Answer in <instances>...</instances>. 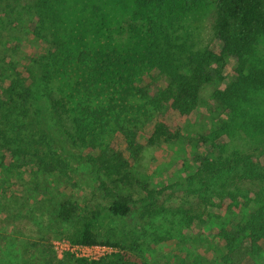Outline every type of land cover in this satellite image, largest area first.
Masks as SVG:
<instances>
[{
	"label": "trees",
	"instance_id": "obj_1",
	"mask_svg": "<svg viewBox=\"0 0 264 264\" xmlns=\"http://www.w3.org/2000/svg\"><path fill=\"white\" fill-rule=\"evenodd\" d=\"M122 1L0 0V160L18 169L22 163L32 166L35 178L60 177L67 164L59 150L81 149L111 200L107 210L119 219L137 211L143 219L174 211L192 225L229 201L227 216L215 217L220 222L215 250L222 264H251L247 259L263 264L264 165L255 156L228 159L223 146L213 148L199 160L183 195L174 185L153 188L135 167L145 147L186 138L185 120L213 84L220 85L214 91L217 107L243 134L264 139V106L258 102L264 64L254 59L264 36V0H132L126 37L116 42L108 24ZM203 1L215 8L217 43L195 48L183 23ZM26 24V34L45 47L33 56L12 45L23 39ZM229 61L233 76L226 83ZM153 72L158 83L146 84L145 76ZM118 135L124 151L114 146ZM194 140L210 142L201 134ZM56 212L72 244L100 243L94 231L99 207L83 215L75 201L66 200ZM104 242L124 249L114 239ZM122 259L118 253L73 264H121Z\"/></svg>",
	"mask_w": 264,
	"mask_h": 264
},
{
	"label": "rangeland",
	"instance_id": "obj_2",
	"mask_svg": "<svg viewBox=\"0 0 264 264\" xmlns=\"http://www.w3.org/2000/svg\"><path fill=\"white\" fill-rule=\"evenodd\" d=\"M131 1L123 0L117 4L111 15L108 26L116 42L126 37L131 23ZM215 20L212 5L206 1L198 4L183 23L188 44L195 48L216 44ZM23 33L22 40L15 38L12 42L18 48L16 51L33 56L45 49L42 42L26 34L27 24ZM254 59L264 64V36ZM233 67L234 63L229 61L226 83L232 79ZM156 75L157 72H153L145 76V83L157 84ZM219 87V84H213L202 92L197 111L185 120L184 140L144 148L135 167L142 181L153 188L174 185L183 195V187L198 173L199 160L220 146L224 147L223 154L228 159L250 154L264 165V139L243 134L232 116L217 107L214 91ZM258 102L264 106V94L258 95ZM144 130L143 143L149 132L148 127ZM200 134L209 137L207 145L196 144L194 139ZM114 146L123 151L126 149L119 135L114 138ZM58 153L67 164L60 177L45 174V177L35 178L30 173L32 166L22 163L18 169L9 164L12 161L0 160V264H73L74 259H80L70 253L59 257L54 244L69 241L64 237L67 235L65 224L56 212L66 200L75 201L83 215L95 206L102 210V216L94 226L100 243L92 246L113 247L104 242L109 238L124 245L122 251L112 253L95 250V258H88L89 261L121 253V264H222L215 250L220 244L216 235L220 222L215 217L218 214L227 216L229 201L210 208V217L203 216L202 222L196 221L192 225L186 224L185 215L174 211L144 219L139 211L125 219L115 218L107 210L111 200L99 189L96 170L86 163L83 151L65 145ZM194 181L199 186V182ZM48 190L51 197L47 196ZM114 190L112 188L117 192ZM7 199L11 204H7ZM238 200L242 201L241 198ZM247 262L252 264L254 261L247 259ZM260 262L264 264V257Z\"/></svg>",
	"mask_w": 264,
	"mask_h": 264
},
{
	"label": "built area",
	"instance_id": "obj_3",
	"mask_svg": "<svg viewBox=\"0 0 264 264\" xmlns=\"http://www.w3.org/2000/svg\"><path fill=\"white\" fill-rule=\"evenodd\" d=\"M55 248L59 253V257H62L63 255L70 253L78 258H93L94 257V251L95 250H104L103 252L112 253L116 252L118 249L114 247H97V246H86V245H79V244H72L70 241L63 240L60 242H56ZM95 258V257H94Z\"/></svg>",
	"mask_w": 264,
	"mask_h": 264
}]
</instances>
